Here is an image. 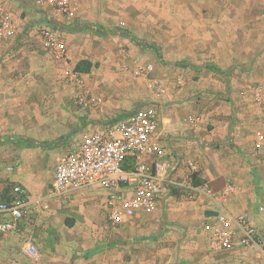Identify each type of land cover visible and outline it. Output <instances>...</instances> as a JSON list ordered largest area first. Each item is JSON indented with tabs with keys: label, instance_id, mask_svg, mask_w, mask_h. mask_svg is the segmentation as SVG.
<instances>
[{
	"label": "rangeland",
	"instance_id": "obj_1",
	"mask_svg": "<svg viewBox=\"0 0 264 264\" xmlns=\"http://www.w3.org/2000/svg\"><path fill=\"white\" fill-rule=\"evenodd\" d=\"M81 2L80 25L74 28L78 37L73 46L68 47L67 60L74 67L82 59L92 63L89 71L80 72L92 91L104 97L105 111L91 112L92 109L82 108L77 103V89L63 76V61L53 53L45 64L41 62L42 58L34 64L24 58L17 80L19 85L27 87V91L20 90L13 94V104L20 113L16 123L21 122L24 110L30 121H34L35 132L22 136L13 131V138L4 142L10 164H7V169L12 166L11 171H15L17 165L22 163L25 173L32 176L29 164L37 161L34 152L38 151L51 159L60 149L66 151L73 148L82 131L90 126L101 120L115 121L125 113L153 101L156 97L148 85V77L134 72L137 61L153 63L154 69L149 77L162 78L168 85L177 75L178 66H186L190 73H184L185 85L207 86L201 89L202 93L194 95L200 100L198 103L205 101L204 107L207 109L220 108L224 103L232 106L239 96L245 102L243 93L239 92L250 86L259 90V96L264 94V0ZM21 3L29 10L33 8L32 1L23 0ZM34 11L27 13L24 10L18 18L23 30L18 36L28 34L26 26L33 19L31 15L36 14ZM35 20L37 18L34 17ZM25 27L26 30L23 29ZM70 31L62 34L66 43ZM34 35H40L38 29ZM166 102L169 105V101ZM251 107L245 105L244 110ZM198 113L199 117H203L205 111L199 110ZM18 139L34 141L36 145L19 144ZM53 143L62 148L48 147ZM23 147L27 149V154L23 153L21 158L17 150ZM259 159L264 163V157L259 156ZM49 168L45 166L41 171L42 179L47 184L51 181ZM263 189L264 185L260 192ZM48 190L39 193V196H44ZM93 196H97V191L90 190L86 195L77 194L63 201L58 213L65 223L71 224L67 225L68 234H72L70 231L75 222L89 212ZM202 224L196 226L195 238L209 255L205 258V264H264V257L253 250L209 253ZM186 234L174 239L173 243L178 248L187 239ZM118 239L121 238L116 235ZM27 240L25 235L13 239L16 243L14 249L10 248L2 255L0 264L23 261L22 253L26 254Z\"/></svg>",
	"mask_w": 264,
	"mask_h": 264
},
{
	"label": "crops",
	"instance_id": "obj_2",
	"mask_svg": "<svg viewBox=\"0 0 264 264\" xmlns=\"http://www.w3.org/2000/svg\"><path fill=\"white\" fill-rule=\"evenodd\" d=\"M22 1L0 0V6L19 18L24 10L27 13L35 10L34 7L27 9ZM34 12L36 14L33 13L31 17L37 20L32 19L30 25L26 26L28 34L0 40V144L10 141L13 131L22 136L35 132L34 121H30L24 110L21 122L16 123L20 113L13 104L12 96L27 89L26 86L19 85L17 80L19 71L23 69L24 58L32 64L40 62L42 58L41 62L45 64L52 56V52L44 47L42 36L34 35L38 25L34 28L31 26L40 23L39 12ZM79 25L77 21V26ZM26 27L23 29L26 30ZM69 30L71 31L66 40L70 48L77 41L78 34L70 27L62 32L65 34ZM187 72L189 69L186 66H178L177 75L169 85L160 78L172 93L173 99L166 105L167 102L161 98L160 120L155 135L166 146L169 157L180 163L177 180L190 178L194 185L206 183L213 197L205 192L176 188L165 214L138 210L132 217L126 218L124 223L114 225L105 205L107 192L99 186L82 188L68 197L86 195L90 190L97 191L98 197H91L93 201L88 208L89 212L75 222L70 231L72 234L67 231L71 224L65 223L58 211L45 212L31 205L17 232L0 234V261L3 260L4 253L10 248L14 249L16 243L13 239L25 235L36 242L38 254L30 257L21 252L23 261H15L14 264H205V258L209 255L204 251L203 245L197 243V225L217 212L237 214L249 211L255 215L256 200L264 185V163L259 159V156L264 157V143L262 150L254 153L257 133L264 134V94L259 96V90L250 86L239 92L243 93L245 102L239 96L232 106L224 103L220 108L207 109L204 107L205 101L198 103L200 100L194 97L207 86L185 85L184 73L188 74ZM149 76L150 74L143 76L148 77V83L151 79ZM148 85L150 87V83ZM151 90L154 94V90ZM244 104L252 107L245 111ZM199 110L205 111L203 117H199ZM235 115L237 118H234ZM6 147L5 144L0 145L1 187L8 181L20 183L34 197L49 189L54 177L55 157L49 159L47 155L31 151L37 161L29 164L32 170L30 176L25 173L22 163L17 165L15 171L6 168L9 164L6 158L8 154L5 153L7 151H4ZM48 147L58 148L57 150L62 148L56 143L49 144ZM61 152L64 151L60 149L56 154ZM17 153L23 158L27 149L23 147ZM45 166L50 167L49 184L42 179L41 171ZM230 183L233 185L229 186ZM224 191L228 193L224 194ZM191 193L193 198L188 196ZM6 217L7 215L0 213V220ZM185 232L187 239L178 248L173 243L174 239L184 236ZM116 235L121 239L116 240Z\"/></svg>",
	"mask_w": 264,
	"mask_h": 264
},
{
	"label": "built area",
	"instance_id": "obj_3",
	"mask_svg": "<svg viewBox=\"0 0 264 264\" xmlns=\"http://www.w3.org/2000/svg\"><path fill=\"white\" fill-rule=\"evenodd\" d=\"M40 14L37 29L43 45L63 61L62 74L77 89V103L85 109L104 113L105 99L95 94L82 79L81 72L67 60L68 46L63 29L74 28L82 9L81 0H32ZM21 25L12 11L0 6V40L19 35ZM153 63H136L134 72L147 76ZM156 98L127 112L115 121H100L82 131L73 148L55 156L54 177L44 196L34 197L20 184L8 181L0 186V234L17 232L31 205L42 211L55 212L72 193L99 186L107 192L106 208L114 225H120L136 211L163 214L176 188L210 194L206 183L194 185L190 178L177 180L179 161L170 158L166 146L155 133L159 126L161 98L172 102L173 96L158 78L150 79ZM192 119V118H191ZM255 154L263 147L264 134L257 133ZM128 162L129 167L124 166ZM194 169V165H190ZM12 170V166L8 167ZM233 185L232 183L229 186ZM228 193L227 191L223 192ZM193 198V194L188 195ZM255 215L217 212L202 225L211 254L244 250L257 251L264 257V190L256 200ZM25 252L38 254L36 242L28 239ZM97 264V263H87Z\"/></svg>",
	"mask_w": 264,
	"mask_h": 264
},
{
	"label": "trees",
	"instance_id": "obj_4",
	"mask_svg": "<svg viewBox=\"0 0 264 264\" xmlns=\"http://www.w3.org/2000/svg\"><path fill=\"white\" fill-rule=\"evenodd\" d=\"M77 26V25H76ZM75 26V27H76ZM74 27V28H75ZM73 28V29H74ZM90 29V28H89ZM113 32H117V31H113ZM91 66H92V63L91 62H89V61H87V60H85V59H82V60H80L77 64H76V66H75V68H76V70H79V71H89L90 70V68H91ZM17 143H19V144H26V145H30V146H34V145H36V143L34 142V141H25V140H21V139H18L17 140ZM124 166H126V167H129L130 165L128 164V162H126L125 164H124Z\"/></svg>",
	"mask_w": 264,
	"mask_h": 264
}]
</instances>
